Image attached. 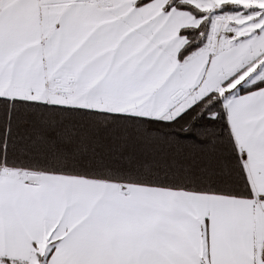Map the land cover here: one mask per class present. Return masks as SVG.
<instances>
[{
  "label": "snow or ice",
  "instance_id": "snow-or-ice-1",
  "mask_svg": "<svg viewBox=\"0 0 264 264\" xmlns=\"http://www.w3.org/2000/svg\"><path fill=\"white\" fill-rule=\"evenodd\" d=\"M0 264H264V0H0Z\"/></svg>",
  "mask_w": 264,
  "mask_h": 264
}]
</instances>
